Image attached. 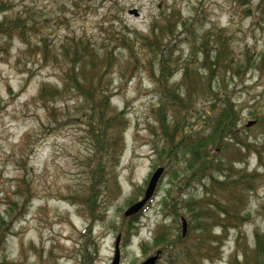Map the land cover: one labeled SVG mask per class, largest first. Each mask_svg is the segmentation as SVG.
<instances>
[{"label":"rangeland","instance_id":"obj_1","mask_svg":"<svg viewBox=\"0 0 264 264\" xmlns=\"http://www.w3.org/2000/svg\"><path fill=\"white\" fill-rule=\"evenodd\" d=\"M262 2L0 0V219L6 224L0 235V264H86L89 260L112 264L117 238L119 264H143L155 257L154 264H180L173 259L186 251L179 236L187 239L185 247L192 253L189 245L196 241L197 231L181 202L200 191L184 162L188 155L169 162L167 143L152 117L158 103L167 121L176 109L163 105L165 98L158 95L147 69L141 63L137 68L132 65L135 56L154 64L158 56L134 46L130 54L122 44L133 36L149 37L151 26H161L171 13L178 25L169 49L172 58L183 57L180 63L189 56L190 37L198 43L201 36L215 31L226 40L229 56L211 87L217 88V79L225 78L220 84L223 97L216 105L231 102L239 116L235 134L254 147L235 168L263 176V184L248 197L251 221L230 230L219 258L202 264H228L237 235L251 242L256 230L264 233V167L258 165L254 152L260 151L264 163V125L260 124L264 121V73L253 68L237 77L228 67L252 64L264 52V13L256 9ZM133 10L136 17L129 14ZM250 10L253 15L248 14ZM76 41L90 52L113 55L109 106L126 121L116 164L93 149L72 92H64V103L50 105L49 114L37 101L43 85L61 91V76L65 81L68 70L61 49L66 45L70 53ZM179 81L180 72L175 71L170 84ZM210 100L197 104L198 114L185 124L188 129L194 126L198 131L205 124L201 108L212 104ZM249 122L254 124L247 127ZM183 134L168 136L183 144ZM97 165L104 169V179L103 174L90 172L89 167ZM158 168L164 172L152 199L134 216L124 217L129 207L143 199ZM181 218L187 222L184 237ZM160 233L173 245L154 246ZM211 235L221 237L222 230L214 227Z\"/></svg>","mask_w":264,"mask_h":264},{"label":"trees","instance_id":"obj_2","mask_svg":"<svg viewBox=\"0 0 264 264\" xmlns=\"http://www.w3.org/2000/svg\"><path fill=\"white\" fill-rule=\"evenodd\" d=\"M256 9L264 13V2ZM248 14L253 15L251 10ZM176 19L171 13L161 20V26L156 27V23L153 22L149 37L133 36V40L127 39L122 44L130 54L134 46L139 47L140 50H146L148 55L158 56V61L155 63L158 65L157 68L150 61L140 62L136 56V60L133 58L132 65L137 68V65L141 63V66L147 69L149 79L159 92L158 95L165 98L163 105H170L172 109H176L167 121V114L163 107L160 108L161 103H158L156 105L158 111L154 110L152 117L158 124L162 139L164 138L167 143L166 157L169 162L174 158L188 155L190 159L187 158L184 162L200 191L198 195H190L181 202L193 219L194 229L197 231L194 232L197 236L196 241L189 245L192 253H189V249L185 247L187 239L179 236L177 239L184 245L183 248L186 251L185 254L183 252L173 259L180 264H202L205 261L213 263L219 258V251L226 234L230 230L241 229L242 225L251 221L248 197L263 184V176L256 171L247 172L245 169L235 168V164L244 162L254 147L246 137H238L235 134L239 116L231 102L222 100V105L218 107L216 105L220 99L219 96L223 95V92L220 93L223 91L220 84L224 85L225 78L217 79L215 82L217 88L211 87L212 82L221 76L220 67L224 65L222 63L224 59L229 56L226 40L215 31L201 36L198 43H196V37H190L189 56L180 63L183 57L172 58L173 53L169 49L172 39L176 37L178 25ZM137 40L139 42H136ZM69 49L70 53L66 50V45L61 49L60 57L68 67L65 81L63 75L61 76V91L57 88L48 90L43 85L37 101L41 102L49 114L53 110V108L49 109L50 105L64 103V92H72L79 102L76 107L82 108L78 110L81 111L82 117H85L93 149L98 155L110 156L112 162L116 164L115 158L122 148L121 137L126 128V121L123 114L117 113L109 106L112 90H110L108 77L114 73L113 55L109 51H105L103 55L90 52L78 41L73 42ZM130 57L132 58V55ZM228 67L232 70V75L237 77L253 68L263 74L264 52L252 64L247 66L238 64L234 67L228 64ZM175 71L180 72V81L170 84ZM207 99H211L212 104L201 108L205 124L200 126L198 131L194 126L188 129L185 126L187 119L198 114L197 104L206 102ZM260 124L264 125V121L260 120ZM168 133L172 135L184 133L181 135L185 138L182 140L183 144L180 141L175 142ZM254 152L258 165L264 167L260 151ZM91 166L89 169L92 175L104 173L102 167ZM101 179H104V174ZM5 226L1 218L0 235L4 234ZM214 227L222 230L221 237L211 235ZM191 233L193 235L192 230ZM166 240V234L160 233L155 237L154 246H166L170 242L171 246L173 245V241L166 242ZM86 264L92 263L89 260ZM228 264H264V233L256 230L251 242H248L241 234L237 235L235 250Z\"/></svg>","mask_w":264,"mask_h":264},{"label":"water","instance_id":"obj_3","mask_svg":"<svg viewBox=\"0 0 264 264\" xmlns=\"http://www.w3.org/2000/svg\"><path fill=\"white\" fill-rule=\"evenodd\" d=\"M129 14L133 15L135 17L137 16V12L135 10L130 11ZM253 124H254V122H249L247 124V127L252 126ZM163 172H164L163 168H158L153 173V175L150 178V181L147 185V188L145 190L143 199L141 201H139L138 203L129 207L124 212V217L129 218L131 216H134L135 214H137L140 210H142L144 208V206L146 205L147 202H149L152 199L154 192L156 190L157 184H158L160 177L162 176ZM180 221H181L182 236L184 237L186 234V230H187V222L184 218H181ZM118 244H119V238H117L116 243H115V254H114L112 264H119ZM156 259H157L156 257L151 258L143 264H154L156 262Z\"/></svg>","mask_w":264,"mask_h":264}]
</instances>
